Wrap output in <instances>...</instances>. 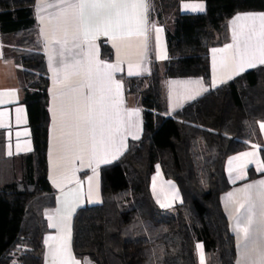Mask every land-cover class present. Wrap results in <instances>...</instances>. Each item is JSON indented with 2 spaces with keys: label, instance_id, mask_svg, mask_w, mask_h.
<instances>
[{
  "label": "trees",
  "instance_id": "trees-1",
  "mask_svg": "<svg viewBox=\"0 0 264 264\" xmlns=\"http://www.w3.org/2000/svg\"><path fill=\"white\" fill-rule=\"evenodd\" d=\"M200 1L201 14H181V2ZM36 0H0V36L19 67L22 104L33 150L5 160L0 132V264H43L44 211L54 207L47 173L49 77L35 13ZM149 22L165 28L168 59L152 61L146 76L121 75L125 95L143 110L144 132L117 162L100 171L102 202L73 220V252L91 264H236L235 240L221 206L229 191L226 160L264 147V68L248 71L169 117L165 81H211L209 50L229 40L227 23L239 13L264 11V0H149ZM101 57L111 60L109 47ZM159 167L181 202L161 209L151 192ZM252 169L248 180L263 176ZM3 181V182H2Z\"/></svg>",
  "mask_w": 264,
  "mask_h": 264
},
{
  "label": "crops",
  "instance_id": "crops-1",
  "mask_svg": "<svg viewBox=\"0 0 264 264\" xmlns=\"http://www.w3.org/2000/svg\"><path fill=\"white\" fill-rule=\"evenodd\" d=\"M149 6V0H36L49 77L47 173L55 192L54 207L44 211L43 264H91L73 252L74 217L101 204V169L121 159L144 132L139 101L125 95L119 77L146 76L152 61L168 59L165 28L149 22ZM178 10L201 14L205 5L181 2ZM227 29L228 42L209 50V85L198 77L165 81L169 117L236 77L264 68V11L236 14ZM102 45L111 50V60L101 57ZM6 47L0 36L1 153L11 160L32 152L33 144L19 67ZM258 130L264 147V122ZM250 169L264 172L259 146L225 162L230 189L221 206L235 240L236 264H264V175L248 180ZM151 192L161 209L181 202L177 186L159 167ZM196 255L198 264H206L202 243L196 244Z\"/></svg>",
  "mask_w": 264,
  "mask_h": 264
}]
</instances>
